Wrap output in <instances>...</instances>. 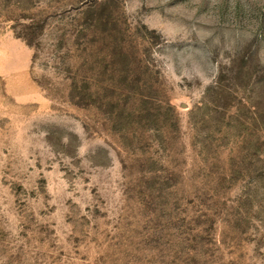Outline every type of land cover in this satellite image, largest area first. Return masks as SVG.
<instances>
[{
  "label": "rangeland",
  "instance_id": "1",
  "mask_svg": "<svg viewBox=\"0 0 264 264\" xmlns=\"http://www.w3.org/2000/svg\"><path fill=\"white\" fill-rule=\"evenodd\" d=\"M0 264H264V0H0Z\"/></svg>",
  "mask_w": 264,
  "mask_h": 264
}]
</instances>
